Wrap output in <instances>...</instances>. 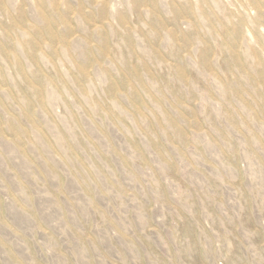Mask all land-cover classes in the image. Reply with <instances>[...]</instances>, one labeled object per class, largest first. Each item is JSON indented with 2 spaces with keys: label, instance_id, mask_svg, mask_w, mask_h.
Wrapping results in <instances>:
<instances>
[{
  "label": "rangeland",
  "instance_id": "obj_1",
  "mask_svg": "<svg viewBox=\"0 0 264 264\" xmlns=\"http://www.w3.org/2000/svg\"><path fill=\"white\" fill-rule=\"evenodd\" d=\"M0 264H264V0H0Z\"/></svg>",
  "mask_w": 264,
  "mask_h": 264
}]
</instances>
